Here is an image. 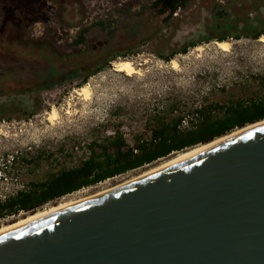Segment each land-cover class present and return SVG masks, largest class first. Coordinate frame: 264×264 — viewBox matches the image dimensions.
<instances>
[{
    "label": "rangeland",
    "instance_id": "374dc122",
    "mask_svg": "<svg viewBox=\"0 0 264 264\" xmlns=\"http://www.w3.org/2000/svg\"><path fill=\"white\" fill-rule=\"evenodd\" d=\"M155 1L0 0V201L80 167L94 142L119 134L135 148L138 138H150L158 113L173 105L191 112L264 99V34L236 39L248 20L264 22V0H193L168 21L152 8ZM223 37L233 44L230 53L216 46ZM191 44L197 45L173 59L179 69L161 58ZM122 60L133 61L141 75L116 72ZM99 64L105 68L85 84L93 92L85 102L76 94L85 86L81 72ZM54 109L61 118L51 125ZM29 215L2 221L0 228Z\"/></svg>",
    "mask_w": 264,
    "mask_h": 264
},
{
    "label": "water",
    "instance_id": "95a60500",
    "mask_svg": "<svg viewBox=\"0 0 264 264\" xmlns=\"http://www.w3.org/2000/svg\"><path fill=\"white\" fill-rule=\"evenodd\" d=\"M0 264H264V126L1 234Z\"/></svg>",
    "mask_w": 264,
    "mask_h": 264
},
{
    "label": "trees",
    "instance_id": "16d2710c",
    "mask_svg": "<svg viewBox=\"0 0 264 264\" xmlns=\"http://www.w3.org/2000/svg\"><path fill=\"white\" fill-rule=\"evenodd\" d=\"M192 1L156 0L152 8L160 16H167L168 21L179 10L186 9ZM220 15L225 14L222 12ZM260 23L259 32L253 39H258L264 34V22ZM248 31L257 32V28L249 24ZM239 37L236 36V39ZM226 40L227 37L218 39L219 42ZM196 45H187L183 50L161 58L170 62L177 54L187 53ZM116 58L117 56L114 57ZM107 63L109 61L105 65ZM104 68V65L99 64L94 71L81 72L82 85ZM177 112L180 114L169 116ZM191 116L193 117L191 125L185 128L183 124L187 117ZM261 121H264V99L216 103L191 112H181L178 106L173 105L168 110L158 113L155 126H151L150 138H138L135 148L128 147L125 139L119 134L106 138L101 144L94 142L89 146L91 156L80 167L51 174L45 182L33 183L16 195L0 201V222L23 214H35L45 206L83 189L151 165L175 153L211 143Z\"/></svg>",
    "mask_w": 264,
    "mask_h": 264
},
{
    "label": "bare ground",
    "instance_id": "6f19581e",
    "mask_svg": "<svg viewBox=\"0 0 264 264\" xmlns=\"http://www.w3.org/2000/svg\"><path fill=\"white\" fill-rule=\"evenodd\" d=\"M262 41L264 42V37L262 38ZM216 46L223 52L225 53H230L232 48H233V44L230 40H226L224 42H216ZM197 51L199 52H203L204 48L198 47ZM172 65L174 69H179V63L176 60L172 61ZM115 71L118 73H125L128 77H133L135 75H141V72L136 68L135 63L131 60H122L119 61L115 64ZM76 94L79 97H82L83 100L85 102H90L92 100V96H93V92L90 86L85 85L83 86L81 89H79ZM68 114H72V111L68 112ZM61 118V114L57 109H54L53 112L49 115V122L51 123V125H55L57 121H59V119ZM261 126H264V121H261L259 123H255L252 125H249L243 129H239L236 130L235 132L226 135L224 137H221L211 143L205 144V145H200L198 147L186 150L184 152H179V153H175L173 155H171L169 158L167 159H163L161 162H159L157 165H150L147 166L145 169H140L138 172H135L133 175H128L125 177H122L123 179L120 180L121 178H117L115 180H110L108 182H105L101 185H99L98 187H93L90 189H87L85 191H81L78 192L75 196H77V199H72V201L64 203L56 208H51L49 210H46L44 212H38L32 215H29L21 220H18L14 223H11L9 225H5L3 227L0 228V235L10 231L14 228H17L21 225H24L34 219L40 218L46 214L52 213L54 211H57L59 209L80 203L82 201L88 200V199H93L99 196H103L106 194H109L111 192L117 191L133 182H136L140 179H143L147 176H150L158 171L164 170L166 168H169L171 166H174L186 159H188L191 156H194L212 146H215L217 144H220L222 142H225L227 140L233 139L235 137H238L248 131H251L253 129L259 128ZM115 184H113L112 182L117 181ZM102 187V188H101ZM97 190V191H96ZM94 191V192H93ZM82 194H87V196H81ZM74 197V195L68 196L66 198H64V200H67L68 198Z\"/></svg>",
    "mask_w": 264,
    "mask_h": 264
},
{
    "label": "flooded vegetation",
    "instance_id": "af4514ba",
    "mask_svg": "<svg viewBox=\"0 0 264 264\" xmlns=\"http://www.w3.org/2000/svg\"><path fill=\"white\" fill-rule=\"evenodd\" d=\"M264 3V2H263ZM249 24H252L251 22H249V20L247 21V25H245V27L241 30V32L240 33H238V35L237 36H241V37H243L244 35H247V37H249V38H252L253 39V37L259 32L258 30L260 29V27L259 26H261V23L260 22H257V25L256 26H254V24H252V26L253 27H255V28H257V32H252V33H250L248 30H249ZM259 27V28H258ZM242 33H244V34H242ZM234 34V33H233ZM241 34V35H240ZM234 36H236V34H234ZM259 39V38H258ZM258 39H255V40H258ZM19 159V158H18ZM14 161H15V159H14ZM34 163H37V161H35ZM45 182V181H44ZM33 183H36V182H32V183H30V185L28 186V187H30L31 186V184H33ZM39 183H43V182H39ZM27 187V188H28Z\"/></svg>",
    "mask_w": 264,
    "mask_h": 264
}]
</instances>
